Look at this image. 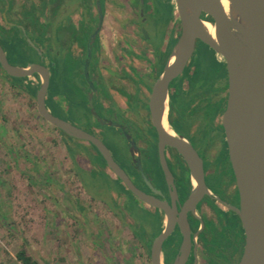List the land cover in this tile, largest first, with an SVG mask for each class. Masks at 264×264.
<instances>
[{
    "label": "flooded vegetation",
    "instance_id": "af4514ba",
    "mask_svg": "<svg viewBox=\"0 0 264 264\" xmlns=\"http://www.w3.org/2000/svg\"><path fill=\"white\" fill-rule=\"evenodd\" d=\"M166 3L174 8L169 33L157 29ZM148 22L156 24L151 35ZM179 34L174 0H0V46L7 62L44 65L49 71L45 100L52 87L58 88L49 94L50 112L98 139L150 204L125 188L89 142L64 135L70 176L83 190L79 173L101 176L108 181L112 202L121 200L124 208L132 199L147 212L157 229L143 243L147 257L153 238L168 225L161 244L164 264L177 257H184L182 264H238L245 233L236 212L239 192L221 122L228 77L225 63L212 49L195 42L211 55L212 73L220 72L217 79L198 74L191 56L167 85L169 131L190 144L201 166L206 191L195 202L189 201L194 190L189 165L174 146L161 141L153 123L152 89ZM12 41L39 59L14 63L6 46ZM30 80L38 84L36 75ZM56 101L63 103V114Z\"/></svg>",
    "mask_w": 264,
    "mask_h": 264
},
{
    "label": "rangeland",
    "instance_id": "374dc122",
    "mask_svg": "<svg viewBox=\"0 0 264 264\" xmlns=\"http://www.w3.org/2000/svg\"><path fill=\"white\" fill-rule=\"evenodd\" d=\"M165 5L157 29L169 33L174 8ZM154 24L146 26L150 35ZM13 42L6 46L14 63L39 59ZM211 60L197 42L189 62L213 80L220 72L212 73ZM56 105L63 114V103ZM70 171L65 137L38 116L34 97L0 74V264H19L21 248L39 264H150L142 243L157 229L147 212L132 199L124 208L112 202L101 176L79 173L83 190Z\"/></svg>",
    "mask_w": 264,
    "mask_h": 264
},
{
    "label": "water",
    "instance_id": "95a60500",
    "mask_svg": "<svg viewBox=\"0 0 264 264\" xmlns=\"http://www.w3.org/2000/svg\"><path fill=\"white\" fill-rule=\"evenodd\" d=\"M224 1L227 9L223 6ZM174 6L180 34L152 89L153 123L161 141L174 146L189 165L194 180L189 201L195 202L206 191L201 166L190 144L169 131L167 85L182 71L197 40L212 49L225 63L228 77L227 104L221 122L239 192L236 212L245 233V245L238 264H264V0H174ZM202 15L211 22L203 20ZM3 17L6 20L5 15ZM204 23L213 27V35L205 29ZM27 41L33 46L29 39ZM0 69L10 78L32 79L36 75L38 89L34 99L38 116L64 135L89 142L125 188L139 201L150 204L147 196L133 186L98 139L50 112L45 102L49 71L44 65H11L0 46ZM168 233L167 225L153 238L149 248L150 264H164L161 244ZM183 259L177 257L173 264H182Z\"/></svg>",
    "mask_w": 264,
    "mask_h": 264
},
{
    "label": "trees",
    "instance_id": "16d2710c",
    "mask_svg": "<svg viewBox=\"0 0 264 264\" xmlns=\"http://www.w3.org/2000/svg\"><path fill=\"white\" fill-rule=\"evenodd\" d=\"M210 19V18H209ZM211 20V19H210ZM3 77L9 82V84L15 88H18L21 92L34 97L36 90L38 89V84L33 83L29 78H10L3 73ZM47 105V99L45 100ZM62 136L63 133L58 131ZM143 244V243H142ZM149 258V257H148ZM15 259L19 264H39L35 259L27 254L24 248H21L15 254Z\"/></svg>",
    "mask_w": 264,
    "mask_h": 264
},
{
    "label": "bare ground",
    "instance_id": "6f19581e",
    "mask_svg": "<svg viewBox=\"0 0 264 264\" xmlns=\"http://www.w3.org/2000/svg\"><path fill=\"white\" fill-rule=\"evenodd\" d=\"M223 6L225 9H227V3L225 1L223 2ZM204 27L209 33H211L213 35V33H214L213 27L209 23H204Z\"/></svg>",
    "mask_w": 264,
    "mask_h": 264
}]
</instances>
